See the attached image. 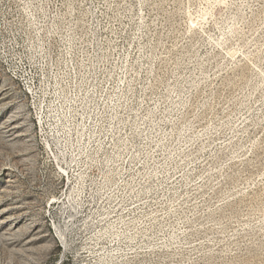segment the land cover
Here are the masks:
<instances>
[{
	"label": "rangeland",
	"instance_id": "obj_1",
	"mask_svg": "<svg viewBox=\"0 0 264 264\" xmlns=\"http://www.w3.org/2000/svg\"><path fill=\"white\" fill-rule=\"evenodd\" d=\"M0 264H264V0H0Z\"/></svg>",
	"mask_w": 264,
	"mask_h": 264
}]
</instances>
